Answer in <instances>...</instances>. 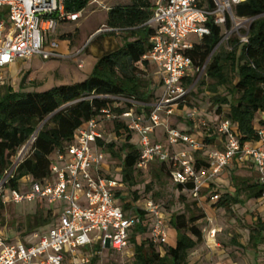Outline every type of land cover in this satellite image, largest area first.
I'll return each mask as SVG.
<instances>
[{"label":"built area","instance_id":"2783aa9c","mask_svg":"<svg viewBox=\"0 0 264 264\" xmlns=\"http://www.w3.org/2000/svg\"><path fill=\"white\" fill-rule=\"evenodd\" d=\"M245 1L155 0L152 15L146 23L152 28L150 47L135 66L143 76L147 75L150 66L154 68L158 87H161L157 99L148 106L149 110L138 114L136 108L140 104L134 97H110L114 106L129 104V109L118 114L109 105L103 107L101 120L92 118L82 124L72 141L62 151L52 154L51 178L42 182L23 178V185H29L23 192L6 189L4 185L21 160L23 149L33 143L37 132L31 136L13 167L0 180L3 202L41 199L48 204H59L60 210L57 221L45 231L30 233V240L10 241L0 230V264H63L66 257L70 258L71 264H90L93 256L106 250L126 252L129 232L141 222L137 211H143L152 219L148 240L160 248L167 243L168 224L160 204L153 199H140L124 210L116 194L125 190V184L117 176L102 175V170L107 172L108 166L103 147L97 141H106L104 123L114 119L126 120L127 128L137 137V167L140 170H145L155 160L170 161L172 183L191 184L190 195L200 199L202 190L225 169L249 165L261 187L256 202L264 204V115L254 126L257 138L241 143L229 120L210 123L197 116L198 108L188 105V94L197 82L199 68L187 54L193 45L187 42V36L195 33L202 39L210 33L207 23H211L225 27L218 44H227L233 35H237L240 42H247V34L240 32L247 29L251 19L237 17L233 12L235 5ZM65 3L66 0H0V87L6 84L5 69L16 59L34 55L43 60L64 57L53 50L58 45L49 37L60 23L75 22L81 16V12L68 11ZM5 8L7 18L2 16ZM8 23L10 27H7ZM47 40L50 49L45 46ZM194 78V83L188 86L187 81ZM176 110H186L185 117L195 122L199 131H184L170 123L169 117ZM158 128L164 129L165 143L154 139ZM215 134L222 140L221 147L205 150L208 166L196 171L193 152L203 149L205 138ZM180 144L189 146L192 153L172 149ZM220 196L215 191L208 199L215 203ZM93 232L96 234L91 235ZM215 234V228L209 230L211 238ZM88 248L91 249L81 251Z\"/></svg>","mask_w":264,"mask_h":264},{"label":"trees","instance_id":"16d2710c","mask_svg":"<svg viewBox=\"0 0 264 264\" xmlns=\"http://www.w3.org/2000/svg\"><path fill=\"white\" fill-rule=\"evenodd\" d=\"M89 1L66 0V9L80 12ZM154 2L131 0L130 4L116 5L108 10L106 25L126 33V36L121 44L96 57L90 74L84 80L56 85L45 91H25L24 88L17 91L6 84L0 87V180L13 167L21 148L40 127L30 146V153L23 156L13 169L12 177L4 185L6 189L23 192L29 187L23 185V178L29 177L31 181L38 182L51 178L52 154L62 151L82 124L92 118L101 120L100 110L103 107L109 105L118 114L129 109V104L114 106L110 97L131 96L140 104L136 113L149 110V104L157 99V88H149L147 79L135 63L150 47L152 28L146 23L152 15ZM233 12L237 17L251 19L247 29L240 32L247 34L248 41L240 42L238 36L233 35L227 44L216 50L225 27L207 23L210 33L203 36L200 43H194L187 52L194 66L199 68L197 74L203 67L205 73V77L190 90L188 105L191 108L203 107L199 96L209 95L205 110L210 109L211 123L229 120L236 128L237 138L245 143L257 138L254 126L264 115V0H246L235 5ZM194 80L189 79L187 85H192ZM221 87L226 89L225 94L219 92ZM109 123L112 124L111 133L114 137L97 141L103 147L108 166V171L102 170V175L117 176L125 184V190L118 191L116 196L118 203L127 210L133 202L152 199V196L143 195L145 189L139 191L136 174L143 170L137 167V137L127 128L126 120L114 119ZM117 138H120L119 143ZM206 140L211 142L213 138L206 137ZM193 155L196 171L208 166L205 150H195ZM153 163L157 164V168H152L155 180H160L163 172L171 178L170 161L155 160L149 165ZM116 168H120V171H115ZM230 176L236 186L235 194L221 193L214 203L218 208L230 211L232 206L243 205L246 200L257 199L261 195V187L254 177L239 178L232 173ZM174 186L183 195H190L191 184ZM149 189L148 185L146 190ZM214 191L219 192L218 189ZM52 205L53 208L39 206L36 213L26 219L25 236L37 231V226L52 222V218L58 215L56 211L60 210L59 204ZM5 208L0 193V220ZM187 211L188 215L174 213L166 218L168 226L170 224L176 231V242L174 245L163 244L162 250L147 238L152 219L143 211H137L141 222L129 232L128 246L134 249L132 264H188L190 252L203 238L197 224L203 215H196L188 206ZM256 215L248 239L254 248L264 240V219L259 217L258 211ZM139 235H146V238L137 241ZM8 239L16 240L11 236ZM99 256H93L90 264H98Z\"/></svg>","mask_w":264,"mask_h":264},{"label":"rangeland","instance_id":"374dc122","mask_svg":"<svg viewBox=\"0 0 264 264\" xmlns=\"http://www.w3.org/2000/svg\"><path fill=\"white\" fill-rule=\"evenodd\" d=\"M130 2L131 0H98L97 2L93 0V3L87 4L80 11L81 16L77 21L60 23L61 25L56 32L49 37L54 39L58 45L53 50L64 57L43 60L38 55H34L27 59H20L9 72L6 85L17 91L21 88H24L25 91H45L56 85L71 84L84 80L90 74L96 57L101 52L121 44L126 36V33L110 29L106 25L108 14L106 7H114ZM2 16L7 18V8L2 10ZM10 26L8 23L7 27ZM200 41L201 39L195 33H190L187 36V42L189 43L196 44L200 43ZM45 44L46 48L50 49L48 40ZM224 45V43L218 44L216 50ZM78 52L79 54L75 55ZM79 63L82 64L81 67L78 66ZM197 77V81L200 82L205 77L204 71H200ZM145 78L149 83L150 89L156 86V94L158 95L161 87L157 86L159 79L155 75L153 67L150 66L148 68ZM206 80L210 81L209 79ZM219 92L225 94L227 91L224 87H221ZM206 93L209 94L208 92ZM199 98H202L203 104L201 106L205 107L209 95H201ZM209 110L207 109L206 114L211 116ZM200 111L199 109L198 112ZM201 118H205L211 123L212 117L206 118L202 114ZM186 120L187 118L183 117L178 120V124H185L186 127L193 125V121H190L191 124H189ZM104 126L107 137L113 138L114 135L111 133L112 124L105 122ZM163 132L164 129L161 128L158 134ZM119 140L120 138L116 139L118 143ZM30 146L29 144L23 151L20 150V152L22 151L21 157L30 153ZM114 161L117 162L118 160ZM152 168H157V164L153 163L136 174V178L139 181V191L145 189L143 195H151L152 199L160 204L169 218L174 213H186L188 215L187 206L196 215H203L197 222L203 238L190 252L188 264H264V246H262L264 245V240H262V245L257 248L252 247L248 242L249 230L256 219L257 211L261 214V217H264V204L256 202L257 199H250L246 200L243 205H234L230 211H226L218 208L214 203H209L206 198L205 200H199L188 194L183 195L174 186L171 178L164 172L161 174L160 180H155L152 176ZM224 171V176L219 175V178L217 177L218 180L214 182L215 189H218L221 193L229 192L232 195L235 194L236 186L230 176L231 173L239 178L254 177V170L249 165L236 168L230 171L231 173L228 168ZM148 185L150 189L147 191ZM211 192L209 190L203 192V194L209 195ZM39 206L44 208L54 207L52 204L42 203L40 199L6 204L0 220V229L14 239L21 241L30 240V236H25L24 234L25 221L36 213ZM56 212L59 214L58 210ZM57 218L58 215L52 218L51 223L37 226L35 229L39 232L45 231L57 221ZM212 228L216 229L214 238L209 236V230ZM92 234H96V232ZM143 238H146V235L144 237L140 235L136 237L137 241ZM262 239H264V236H262ZM175 242L176 231L169 224L167 227V243L174 245ZM133 251V246H130L126 252L106 250L99 256L98 262L99 264H132ZM64 264H70V262H65Z\"/></svg>","mask_w":264,"mask_h":264},{"label":"crops","instance_id":"0c3cea01","mask_svg":"<svg viewBox=\"0 0 264 264\" xmlns=\"http://www.w3.org/2000/svg\"><path fill=\"white\" fill-rule=\"evenodd\" d=\"M94 1H98V0H94ZM89 3H93V0H90L89 1ZM88 3V4H89ZM127 4H130V3H127ZM120 5H125V4H120ZM111 7L110 6H107L106 7V9H110ZM61 25V24H60ZM59 25V26H60ZM58 26V27H59ZM98 29V28H97ZM96 29V30H97ZM21 58H19V59H16L8 68H6L5 69V71H4V73L6 74V79H8V77H9V72L11 71V69H12V67L15 65V63L18 61V60H20ZM95 61H96V59H95ZM95 61H94V63H95ZM18 69V68H17ZM151 104V103H150ZM149 104V105H150ZM198 109H200L201 111L200 112H198L197 113V116L198 117H202V114L203 115H205L206 116V118L207 117H212V116H210L209 114H206V110H205V107H199ZM186 112V110H176L175 112H174V114L171 116V117H169V121H170V123H172L174 126H176L177 128H179V129H182V130H184V131H199V130H197L196 128H197V126H196V124H195V122L193 123V125H191V126H189V127H186L185 126V124H178V120L180 119L181 120V118H183V117H185V115H184V113ZM184 121H185V119H184ZM187 121V123H189V124H191V120H189V119H187L186 120ZM161 128H158L157 130H156V132H155V134H154V139H158V140H161L163 143H165V140H164V138H163V133H161V134H158V131L160 130ZM207 137H209V139H211V138H213V141H211V142H207V140H206V138H205V141H204V143L206 144V146L203 148V150H210V149H212V148H215V147H221V145H222V140L220 139V137H218L216 134L215 135H209V136H207ZM174 151H177V152H179V151H185V152H188V153H192V150L190 149V147L189 146H186V145H184V144H180V145H177V146H175L174 148H172ZM229 169V172L230 171H233L234 169H236V168H232V167H229L228 168ZM224 173H225V171H223L220 175H223L224 176ZM231 173V172H230ZM226 175V174H225ZM219 178V177H218ZM218 178H216L215 180H213L212 182H209L208 183V187H206V188H204L203 190H202V192H201V197H200V199L199 200H205V198H206V201L208 200L209 201V196L212 194V193H214L215 191V183H213V182H216L217 180H218ZM214 184V185H213ZM209 190H211L212 192L209 194V195H204L203 194V192H205V191H209ZM220 194H221V192H219ZM202 194H203V198H202ZM209 203H211L210 201H209ZM166 218H168V214H166ZM1 230V229H0ZM2 231V230H1ZM3 232V234L7 237V238H9V235L8 234H6L4 231H2ZM27 236V235H26ZM16 240H19V239H16ZM260 245H262V243L260 244ZM259 245V246H260ZM262 246H264V245H262ZM91 248H88V249H81V251H89ZM65 262H70V264L72 263L71 262V260H70V258H68V257H66L65 258V260H64V263ZM63 263V264H64Z\"/></svg>","mask_w":264,"mask_h":264},{"label":"water","instance_id":"95a60500","mask_svg":"<svg viewBox=\"0 0 264 264\" xmlns=\"http://www.w3.org/2000/svg\"><path fill=\"white\" fill-rule=\"evenodd\" d=\"M99 31H101V30H99ZM39 129H40V127L36 130V132H37ZM36 132H35V133H36Z\"/></svg>","mask_w":264,"mask_h":264}]
</instances>
